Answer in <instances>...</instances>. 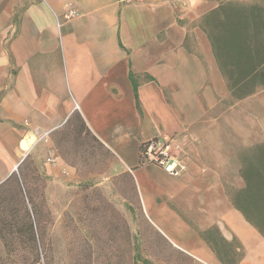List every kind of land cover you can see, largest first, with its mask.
I'll return each mask as SVG.
<instances>
[{"label":"crops","instance_id":"crops-1","mask_svg":"<svg viewBox=\"0 0 264 264\" xmlns=\"http://www.w3.org/2000/svg\"><path fill=\"white\" fill-rule=\"evenodd\" d=\"M230 6L255 10L264 41V0H0V186L36 175L141 208L162 264H222L202 236L213 229L240 241V264H264V238L231 203L264 142V86L238 99L221 69L213 13ZM224 117L243 130L233 148ZM156 138L174 140L184 175L142 164Z\"/></svg>","mask_w":264,"mask_h":264},{"label":"rangeland","instance_id":"rangeland-1","mask_svg":"<svg viewBox=\"0 0 264 264\" xmlns=\"http://www.w3.org/2000/svg\"><path fill=\"white\" fill-rule=\"evenodd\" d=\"M223 119L222 132L230 134L233 148L232 135L243 130L233 124L230 126L226 117ZM18 178L17 173L13 181L0 188V264H82L79 247H84V233L89 232V225L96 227L98 240H94L95 237L90 240L98 254L83 264H135L138 233L142 237V253L153 264H162L165 254L169 255L165 244L157 239L159 231L150 226L142 210L132 215L127 210L128 205L106 204L101 205L103 212L93 214L91 219L90 216L85 218L80 187L47 190L45 182L36 175L25 184ZM85 179L79 181L85 182ZM98 192L94 195L95 205ZM117 208L123 209L124 217H128L126 220L134 235L130 246L122 237L125 231ZM212 237L217 238V234L214 232ZM180 264L189 263L185 259Z\"/></svg>","mask_w":264,"mask_h":264},{"label":"trees","instance_id":"trees-1","mask_svg":"<svg viewBox=\"0 0 264 264\" xmlns=\"http://www.w3.org/2000/svg\"><path fill=\"white\" fill-rule=\"evenodd\" d=\"M254 11V9H237L230 6L222 7L213 13V17H220L221 15V20L218 22V33L211 36L213 46L221 69L229 79L233 96L238 99L245 98L253 94L258 87L264 86V41L261 39V32L258 30L255 18L253 17L252 20L249 18V21L245 19V17L253 15ZM228 65L230 66L229 70H227ZM240 174L245 181V187L241 190L232 189L231 203L264 238V142L251 149L250 155L247 156L245 162L243 161ZM13 180L14 178L11 181ZM79 191L82 194L81 204L85 218L90 216L91 219L93 214L103 212L101 205H110L99 196L98 204L95 205L94 195L98 190H92L93 197L90 196L89 185L81 186ZM120 217L125 231L122 237L124 236L125 241L130 246L134 240V235L126 218L122 215ZM87 228L90 229L89 232L84 233V247H79L82 264L83 261H89L98 254L97 247L95 246V250H93L95 244L92 245L93 242L90 240L92 237H95L94 240H98L94 232L96 227L93 225L91 228L89 225ZM214 232L218 234L217 238L212 237ZM202 236L222 264H240L243 260L245 252L237 238L228 242L217 229L205 232ZM135 238H137L135 264H152L142 255L140 233Z\"/></svg>","mask_w":264,"mask_h":264},{"label":"built area","instance_id":"built-area-1","mask_svg":"<svg viewBox=\"0 0 264 264\" xmlns=\"http://www.w3.org/2000/svg\"><path fill=\"white\" fill-rule=\"evenodd\" d=\"M66 16L67 19L71 16ZM141 161L143 164H152L162 168L166 173L180 177L187 170V162L182 157L175 145L174 140L165 138H156L147 141L141 149Z\"/></svg>","mask_w":264,"mask_h":264}]
</instances>
